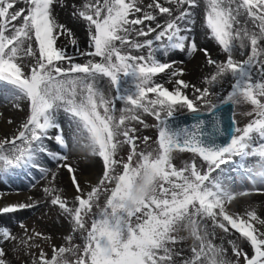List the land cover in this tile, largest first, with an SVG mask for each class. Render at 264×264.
Listing matches in <instances>:
<instances>
[{
    "label": "snow or ice",
    "instance_id": "1",
    "mask_svg": "<svg viewBox=\"0 0 264 264\" xmlns=\"http://www.w3.org/2000/svg\"><path fill=\"white\" fill-rule=\"evenodd\" d=\"M204 3L210 38L226 54L223 61L191 35L201 0H86L80 6L67 0H0V97L25 111L15 132L0 134V177L35 170L45 178L51 170L41 157L55 161L57 171L66 169L72 206L52 183L56 172L43 192L83 240L77 245L68 235L67 245H52L49 257L38 241L50 237L25 229L26 237L18 238L4 228L0 264H16L10 253L27 256L25 264H264V219L252 208L230 209L250 193L228 182L236 157L259 156L264 168V0ZM57 6L71 7L87 23L86 48L58 22ZM249 23L255 31L245 26ZM62 36L67 42H60ZM172 50L204 54L212 66L202 81L207 86L190 83L175 60L160 58ZM225 77L230 90L221 95L214 89ZM226 104H250L252 119L243 127L234 119L222 127ZM185 109L194 121L190 126L177 123L176 113ZM61 113L68 131L58 119ZM145 114L156 120V147L150 151L138 150L152 140L138 135L137 125L148 127ZM46 142H55L56 150ZM78 152L102 164L88 187L71 162ZM179 153H191V163L178 167ZM38 203L9 204L0 214ZM217 229L233 236L230 259L209 239ZM185 231L193 241L187 255L179 247Z\"/></svg>",
    "mask_w": 264,
    "mask_h": 264
},
{
    "label": "rangeland",
    "instance_id": "2",
    "mask_svg": "<svg viewBox=\"0 0 264 264\" xmlns=\"http://www.w3.org/2000/svg\"><path fill=\"white\" fill-rule=\"evenodd\" d=\"M205 3L204 0H201V6L199 8H197L196 10H194V16H193V20L195 21L194 24L191 25V35L194 33H199L200 31L203 33V39L201 41H199L198 37L199 35H195L192 36L195 38L198 46L200 48H208V52L210 53V55L217 59L218 61H223L226 59V54L220 49V47L218 46V44L216 43L215 40L210 38V29L207 27L206 24V15H205ZM68 18L73 19L76 25H81L83 29H85V31L87 32V23L85 21H83L82 19H77L75 16L73 15H68ZM249 30L251 31H255V27L249 23L246 25ZM77 39V38H76ZM88 39V36H86L85 38V45H86V41ZM143 39V38H141ZM203 43V45L201 46V44ZM213 45V48H212ZM69 47H71V45H69ZM203 54V53H202ZM170 57L172 58V60H180L185 62L186 65H189L190 61L195 57L193 55H188L187 52H180L179 50H172L169 52L168 56L166 57H160L161 59H165V60H171ZM177 58V59H174ZM237 59H244L246 57H240V56H236ZM83 59V58H81ZM97 60H99V58H96ZM201 61H203V63L201 62V65L198 66L197 69H194L195 72L193 70H191V74L194 73L193 75H188L187 70L188 67L184 65H178L180 67H182L185 70V74H184V79H186L187 81H189L190 83L194 84V82L196 81V84L201 85V86H207V85H202V81L204 79V76L200 75V70L203 69V73H207L208 71L212 70V66L208 65L206 63V59L204 57V54L200 57ZM187 75V76H186ZM208 75V74H207ZM160 76L162 77L163 74H160ZM192 76V79H189L188 77ZM159 79V77H158ZM163 82V81H161ZM102 85H105L106 87V81H102L101 82ZM167 87H169V89H171L172 85L171 84H166ZM215 91H220L221 95H226L227 91L230 90V77H225L224 80H222L221 84L218 85L215 89ZM106 94H107V89H106ZM209 99L213 102V103H217V98L215 96H210ZM8 106L9 102H4L3 98L0 97V109L4 106ZM11 109H14L13 111H20L19 112V120L17 122V127L13 130H11L10 132H15L17 128L20 127V124L23 122V120L25 119V111L23 109V107L21 108H16L18 110H15V108L13 106H11ZM208 110V107L206 105H202L200 106V111H206ZM252 111V106L250 104H238V105H234V111H233V119L235 120V123L237 126L239 127H243L245 126L251 119L252 117H249L247 115L248 112ZM188 112L186 109L183 110L182 112H178L176 113V115L178 114H183ZM11 113H9L8 115H11ZM6 115H4V113L2 111H0V118H4ZM62 118V124L65 128L66 131L69 130V125H68V120L67 117L64 116L62 113L59 116ZM145 121V123L148 125L147 128H145L143 125H137V127H139L140 131L138 133V135H147L149 137L152 138V140L149 141L150 147L149 148H145V145H143L142 143L139 145V149L138 150H152L153 148L156 147L155 144L152 143V141H154L157 137V131L156 129L153 127L154 124H156V120L154 117L152 116H148L147 114H145L142 117ZM135 123V122H133ZM55 143V142H53ZM50 148V145H48ZM121 156L126 157V152L122 151L120 153ZM42 159L40 160V162L45 166V163H47V161L50 160V158H45V157H41ZM92 158L94 159L95 162V167H96V171H90L88 172L89 174H83L85 177H87L89 180L85 181V183H83V185L85 187L89 186V183H95L97 180V177L101 174V170H102V164L100 162V160L97 157L92 156ZM192 154L191 153H179V154H174V163L178 166V167H182L185 163H191V159H192ZM237 163L236 165H240L241 168H243L244 170L247 168L248 165H250L249 168H253L254 166H260L261 167V159L259 156H249L247 158H245L243 161H241V158L236 157L235 158ZM73 163V162H72ZM74 164V163H73ZM199 166V163H198ZM233 166V165H232ZM239 167V168H240ZM262 168V167H261ZM233 169H236L235 166L233 167ZM264 170V168H262ZM61 172H63V186H65V191L61 188H58L60 190H62L60 192L61 196H67L68 201H69V206H72V204L74 203L73 201V196H74V188L72 187L71 181H70V177L69 174L67 173L66 169H60ZM28 172H33V170H29ZM15 173H18L22 180H26V177H22L21 173H27L24 170H16ZM78 175V172H77ZM31 176V174H30ZM28 176V177H30ZM80 176V175H78ZM90 176V177H88ZM0 179L2 180H6V176L4 175L3 177H0ZM52 181V177H50L49 179H47V182ZM32 183H35L34 181H31ZM45 182L43 183L42 187H44ZM1 187V185H0ZM35 187H30V183L29 186L26 190H22L21 192L18 191L19 193H21V198L23 199H19V200H14L13 202L16 203H29L32 202L33 200H38L41 198L40 195H30L28 194L26 197H22V194H26V192L30 191L31 189H34ZM1 191V188H0ZM26 191V192H25ZM68 191V193H66ZM15 192V195L18 193ZM2 196H4V194H0ZM20 195V194H19ZM46 195V194H45ZM19 197V198H20ZM29 197L32 198V201H29ZM46 197L49 199H51V197H48L46 195ZM104 203V197H101L100 200V204L101 206ZM9 205V203H3V200L0 201V207L3 206H7ZM39 206V205H38ZM33 207V208H28V209H23V210H19L16 211L14 213H5V214H0V230L4 229V228H8L14 235H16L18 238L19 237H26L25 234V229L28 230V233H32L33 231H39L41 233H43L44 236L50 237L51 239L49 240H43L41 239L40 241H38V243L40 244V247L44 249V251L49 255V257L52 255V245H67V242L65 241V237L68 235H72L73 236V241L72 243L77 244V245H81L83 244V240L82 238H80L78 233H72L71 232V226L70 223L61 216L60 214V210L58 209V206H52L49 202V206L48 207H43L41 208L40 206L38 207ZM97 211L96 209H94V212ZM91 220L90 218L88 219V225L90 226ZM23 224L24 227L22 228L20 225ZM183 235H185L186 239L184 241L181 242L180 244V248L183 250V252L185 253V255H187L188 253H190V248L191 245L193 243L192 239L190 237H188V233L187 231L183 232ZM209 239L215 244V240L214 238H212L211 236H209ZM245 250L248 251L249 248L247 246H245ZM34 251H38V249H35ZM10 257L13 258L16 262V264H25V262L28 260L27 256L21 257L19 254L17 253H10ZM66 257L69 259H74V257H71L69 254H66ZM231 258V256H230ZM229 258V259H230ZM30 264V262H29Z\"/></svg>",
    "mask_w": 264,
    "mask_h": 264
},
{
    "label": "bare ground",
    "instance_id": "3",
    "mask_svg": "<svg viewBox=\"0 0 264 264\" xmlns=\"http://www.w3.org/2000/svg\"><path fill=\"white\" fill-rule=\"evenodd\" d=\"M86 0H67L68 5L76 4L77 6H80L81 4L85 3ZM23 6V5H20ZM68 15H72V9L71 7L67 8H62L60 6H57L56 8V18L59 23L64 24L66 28L71 29L74 34H75V39L77 38V41L80 45L81 48H86L85 45V38L87 36V32L85 29L82 28L81 25H76L73 19L68 18ZM243 25V21H241ZM246 26V25H245ZM247 27V26H246ZM199 35L198 39L201 41L203 39V33L200 31L199 33H194L192 36ZM61 43H65L66 38L64 36L61 37L60 39ZM202 43V42H201ZM70 45V44H69ZM203 43L201 44V46ZM207 48V47H206ZM213 48V45H212ZM208 49V48H207ZM202 52H197L193 56H195L189 63V65H186L185 62L180 63V60H175L179 65H184L183 67L187 66L188 70L187 73L188 75H193L194 73H190L191 70L195 72L194 69H197L199 65H201L200 57L202 56ZM177 59V58H174ZM211 71V70H210ZM208 71L207 73H203V69L200 70V75L204 76V78L207 76V74L210 73ZM187 76V75H186ZM192 76L188 77L189 79ZM196 84V81L194 82ZM12 103L9 102V105L6 106L4 105L0 111L4 113V115L7 114L4 118H0V134L2 133H11L10 131L15 129L18 125V118H19V112L20 111H13L14 109H11ZM15 108V107H14ZM15 110H18L15 108ZM11 115H8L11 113ZM11 119L14 121V124L10 125L8 124V120ZM59 120L62 121L61 117H58ZM48 145H50V149L53 151L56 150L57 145L53 142H46ZM42 159V158H41ZM40 159V160H41ZM48 159V158H47ZM71 162L74 163V165L77 166V172L81 182L85 183V181H88L89 179L85 177L83 174H89L88 172L90 171H96L95 167V162L94 159L92 158V155L87 152H78L73 154ZM41 163V162H40ZM42 164V163H41ZM45 167L49 168L51 172L47 175L45 178H41L39 173L33 170V172H27V173H21L22 177H26V180L20 179L21 176L18 173L12 172L6 174V180L0 179V185H1V191L0 194H4V196L0 195V201L3 200V203H9V204H14V200H19L23 199L21 198V193L18 191L26 190L29 186L30 183V177H33L31 181H34L36 184V188L31 189L30 191L26 192V194H22V197H26L28 194L32 195H40L41 198L38 200H33V201H38V205L43 208V207H48L49 206V199L46 197L45 193L43 192V188L45 186H49V182H47V179L52 177L51 173L56 172V179L55 181H52V183L57 187V188H65L63 186V179H62V174L60 170L57 171L56 168V162L51 160L47 161L45 163ZM234 166L230 165L229 168L233 169ZM261 173H264V170L261 169V167H258L256 169L253 168H246L245 170L243 168H239L238 170L234 169L228 172V182L231 183V185L238 191H247L250 194L247 196H240L238 197V202H234L235 207L230 206V209L232 211L240 212L243 213L246 209H255L257 211V214L261 216L262 219H264V182H262V176ZM31 174V176H30ZM30 176V177H28ZM90 177V176H88ZM44 187H42L43 183ZM65 191V189H63ZM15 192H18L15 195ZM28 193V194H27ZM68 193V191L66 192ZM20 194V195H19ZM20 197V198H19ZM62 198H67V196H63ZM37 205V206H38ZM38 206V207H39ZM209 231L211 229L209 228ZM238 236V234H236ZM214 238L216 244L218 247L224 248L227 250L226 252V257L230 258L231 256V245L228 243L229 239H233V236L231 234H225L222 233L220 230H216V234L211 236ZM237 243H240V241H235Z\"/></svg>",
    "mask_w": 264,
    "mask_h": 264
},
{
    "label": "water",
    "instance_id": "4",
    "mask_svg": "<svg viewBox=\"0 0 264 264\" xmlns=\"http://www.w3.org/2000/svg\"><path fill=\"white\" fill-rule=\"evenodd\" d=\"M231 110H232V105L231 104H226L223 106L221 112H220V116H221V126L225 127L229 124V122L231 121ZM204 119H207V115L203 117ZM177 123L181 124V125H187L190 126L192 123H194L193 119H192V115H186L183 116L181 118L177 117ZM227 139V136L225 137H221L220 138V142H223L224 140Z\"/></svg>",
    "mask_w": 264,
    "mask_h": 264
}]
</instances>
